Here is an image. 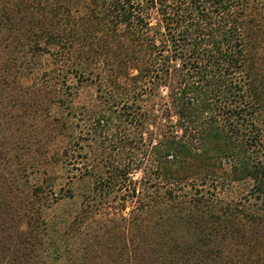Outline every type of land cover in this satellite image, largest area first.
<instances>
[{
  "label": "trees",
  "instance_id": "1",
  "mask_svg": "<svg viewBox=\"0 0 264 264\" xmlns=\"http://www.w3.org/2000/svg\"><path fill=\"white\" fill-rule=\"evenodd\" d=\"M21 49L85 189L1 228L0 264H264V0H0V77Z\"/></svg>",
  "mask_w": 264,
  "mask_h": 264
},
{
  "label": "rangeland",
  "instance_id": "2",
  "mask_svg": "<svg viewBox=\"0 0 264 264\" xmlns=\"http://www.w3.org/2000/svg\"><path fill=\"white\" fill-rule=\"evenodd\" d=\"M12 64V77H0V229L7 232L26 211L39 212L46 222L70 218L83 200L80 195L68 197V187L77 194L85 189V182L70 179L54 159L64 142L54 126L66 107L58 103L61 93L48 96L41 82L43 72L52 67L50 57L21 49L12 54ZM93 96L91 86L81 85L66 97L78 111Z\"/></svg>",
  "mask_w": 264,
  "mask_h": 264
}]
</instances>
